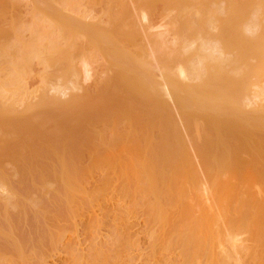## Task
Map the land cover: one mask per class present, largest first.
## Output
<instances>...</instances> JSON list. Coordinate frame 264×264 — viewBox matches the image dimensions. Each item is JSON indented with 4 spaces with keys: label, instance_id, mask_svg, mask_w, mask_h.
Listing matches in <instances>:
<instances>
[{
    "label": "rangeland",
    "instance_id": "1",
    "mask_svg": "<svg viewBox=\"0 0 264 264\" xmlns=\"http://www.w3.org/2000/svg\"><path fill=\"white\" fill-rule=\"evenodd\" d=\"M149 1H151V2H148L147 0L146 1L145 0H113V2H112V0H45V1L44 0H2L0 2V19H1L0 20V28H4L5 32H6V30H8L7 31L8 33H6V34L4 33L5 34L4 37H3L4 34H0L3 37L2 38L0 36V38H2V39H0V41H1L0 44H2L1 47L5 44L2 48L0 47L2 49V50L0 49V51H3L2 53L1 52L0 53L2 55H3V53L5 54V56H2L0 54V62L4 60L2 63H0V108H2V109H0V111L2 113V111L5 112L8 109V111L12 110L11 112L13 115H14L13 112H15L17 114H19L21 112L24 114V111H26L25 110L26 107H28V110L30 108H32V111L33 110L35 111L36 109L37 110L39 109V107H38V104H39L40 109H41L42 107L40 104L41 103L40 100L44 104L45 101L50 103L56 99V101H58L57 103H59L58 105H60V103L66 104L67 101L69 102V100H67V99L70 98V96H72V97L81 96V97H78V99L79 98H81V99L86 98L85 100H87V97H91V94H88L90 96L86 95L87 92L91 93V92H94L93 90H97V88L100 87V84L103 83L104 80H106V81L108 80L111 83L119 84V87L121 86L123 89L128 90V91L138 92L140 90H146L147 93H145L144 94L145 97L144 96L143 97L146 98V100H150L153 98V96H155V97L157 96L156 99L158 101L160 110L163 111V113L165 115L170 116L171 123L174 125L175 130L178 134V137L180 138V139L178 138L179 139V145L178 144L177 145L179 147L178 146L177 147L179 148V152H181V153L183 152V158H181V159H183L184 162H188V164L190 163L189 166L192 167L191 170L195 171V174L198 178V182H199L198 188H199V191L201 192L202 206L203 207L204 206L210 207L209 208L210 212L214 213L216 210V205L213 203L214 199L212 198L213 195L211 194V188L213 187L211 185H213L214 183H212V180H210L211 178L208 176L209 173H206L207 170L205 169V167H206V166H204L205 164H203L204 161L202 159V155L201 156L199 155V154H201L202 149H200L201 152L199 153V150H198L199 148L197 147V146H201L204 143V142L202 143V141H200L201 140L200 138H202L204 136L203 135L204 133H202V132H201L202 133L201 136L202 135L203 136L202 137L199 136L200 135L199 132L204 131L200 127L203 128L202 125H203L204 121H209L212 124H219V123L225 122V121L235 122L237 124H240L241 126H243L244 128H246L248 130L251 128H254L252 126L253 124H254V126L258 125V126H256L257 128L260 127V124H263L261 128L264 127V70H262L264 66L262 64L263 62L261 61L263 56L260 58V61H259L258 56H260L261 54H257V57H255L256 53H258V52L254 53L255 54L254 55L251 53V51H250L251 49L249 50L248 55L251 53L256 58V60H258V63L260 62V66L258 64V66L260 68L257 67L255 69V66H257V65H255L256 64L255 61L253 62V66H251L252 65L251 62L255 59H252L250 57V55H249L250 58L247 57L248 56L247 54H246L247 56L244 55L245 58H248V60L250 59L249 62L247 61L248 62V64H247L245 61L246 59H244L243 56H240L241 53H239V55L237 54L238 52L241 51V47H243L242 41L241 42L238 41L240 39L243 40V37L241 38V34H242V36L244 34V38H245L244 40H246V38L248 40V37H249V39L252 37V40H250V42L253 41L252 45H254L253 43H257V41H258L259 46L258 45L257 46L260 48V45L262 44V43H260V41L263 40L261 37L263 35L262 30H264V28H263L264 24H262V23H264V12L261 13L262 9L260 10L256 7L258 5V3L254 2L255 4H257V5H255L253 2H250L251 0L250 1L247 0L249 4L252 3L254 5V6H250V10L252 8L256 7L254 9H252L253 11H251V12L248 8V12H249L250 16L252 15V12H254L253 13L254 17L252 16L253 19H250V16L248 17L249 14L246 15L248 12L245 14V12L247 10L246 11L240 10L238 12V10H239L238 6L236 7V5L241 4L240 2L237 3L238 1H241L242 2L241 5H243L246 2V0H238V1L235 0L236 1V4H235L236 8L235 9L238 12V16H239V14L240 15L243 14V12H244L243 16L246 15L244 18L242 17V19L240 16H239L240 18L238 16H236L237 15L235 13L236 11L232 13V16L230 14V12H232L230 10V8L234 9L231 6L232 4H234L233 0L232 1L230 0V3H228L229 2L228 0H222L223 1L222 3H224L223 5H222V3L218 4V0H214V1L213 0H209V1L206 0V2H207L206 4L204 3L205 0L204 1L201 0L202 1L201 4H204L205 6L200 5V1H198L199 2L198 3L196 0H194V2H193V0H185L186 2L184 1V3H187V2L192 3L191 6L187 7L188 5H190L188 3V4H186L187 6H185L187 8L184 7L187 10V13L188 12H191L192 14L195 13L196 8H198L199 5L201 7L203 6L201 8L202 10H204L205 8L207 9L209 7L208 4H211L212 2H214V4L212 3V6L210 5V7H212L213 10L215 7H219L220 10H222L221 8H223V10H222L223 12L224 11L228 12V13H225V12L223 13L219 9H217L218 11H216V12L217 13L219 12V14L218 15L213 14L212 19L209 18V15L205 16L208 14V13H205L206 10L204 12H202V14H203L202 18H204V16L208 17L210 20H213L215 23L217 20H219L216 17H218L221 13L222 14L219 16L220 19H221V17L223 19L225 16V17H228V20L233 21V18L229 19V16H231V17L235 16L234 19L237 18L239 20L241 19L240 21H242V22H240L237 20L241 24L235 22V20L233 21V23H236V25L235 24L234 25L237 28L235 26H232L233 25L232 21L227 22V23H232L231 25L229 24L227 26L224 23L225 21L221 22L222 24L224 23V25H225V26H222L223 30H222V33H220L223 35V36L220 35V36H222V38L223 37H224V39H225V37L227 38V36L229 35L228 32L229 33L234 32V34H237V32H238V34H239V35H237L240 38L238 40L233 39L234 37L238 38L237 36H234L232 38V36H230L231 35L230 34L229 37H231V38H229L227 40L230 41V39H232L235 41H233V42L228 41V45L226 44V40L223 41L224 44H223V42H221L222 39H220V36H218L219 31H221V29H220L221 27L219 28L217 23H216L217 28L215 27V29H214V27H212L214 25L210 26L212 28L208 27L210 31L206 30V28H205L206 24H204V28H203V32H202L204 34V36H203V34H201V35L204 38L206 37L205 39L208 40V42H207L208 44L211 43L212 46L213 45H217V46L219 45L218 46L219 48L216 46H213V48H212L213 50H211V48L208 50V49H206L207 48L206 46L208 44L206 43V40H203L206 43L205 46H204V42L202 43V45L204 47H206L203 49V50H205L203 52L207 53V55H205V56H207V58H208V55L210 56V54L208 52L210 51V52H212L211 54L214 56L217 54L218 57H216V56L215 57H216V59L218 58L219 61L221 60V58H223L222 60H224L225 62L222 61L221 65H220L221 67L220 66L218 67L220 69L219 75H221V74L224 75L227 72L229 74V77H230V75H232V77L229 78L226 75H224V76L221 75V77H223V78H220V76H219L220 79L219 78L217 79V77H216V79L213 80L214 82L212 81V84H213L212 87L213 86L214 87L213 88L211 87V88L213 89V91H211L207 94H200V93H195L193 91V86L196 85V83L199 81V80H197V77H195L196 71H195V73H192L193 76H192V74H190L189 71H188L189 73L186 72V74L188 76L185 74V71H184V74L182 73L183 75L175 73L182 66L183 67H189L190 66L189 60L191 59V57H192L191 60H194L193 58L196 55L191 54V56H190L189 53H194L193 50L196 49L195 46L197 44H195L193 48H191L192 46L190 47V45H191V43L193 45L194 43H197V42H194V43H193V41L190 42L191 41L190 39L193 37L192 40H194V39L196 40V38L194 36H192V34L190 37L189 33L187 34V36H186V34H184V36H185L184 37L183 34L179 33L180 30L177 31L176 29H174L176 25L178 26L177 27L178 29H181L183 27H180V26H182L184 24L181 25V23H180V26H179V23H178L179 20L176 21V19L173 17V15L175 13H176V15H175V17H176L177 13L179 14V12L177 11L178 9L176 10L177 6H175L173 3H171V1H169V0H149ZM219 1H221V0H219ZM146 3H148L147 4L148 6L146 5ZM193 3H194V5H193ZM196 3H198V4H196ZM226 3L229 6H227ZM195 5H196V7H195ZM240 6H239V8H240ZM191 7L194 9H192ZM224 7L227 9H225ZM258 7L260 8L259 5H258ZM189 8H191V9H189ZM173 9H175V10L173 11ZM241 9H243V8L241 7ZM255 9L260 10V14L258 13L259 15L257 14L256 11H254ZM175 11H177V12H175ZM2 12H3V14H2ZM206 12H208V11H206ZM115 13H116V15H113ZM122 13H123V17L125 16L124 19L127 20L125 22V24L127 23V25L129 24V26L132 27L131 31L133 32L132 35L134 37H132V35H131V38L137 40V41H134V43L137 45V46L135 45L136 47L130 46L133 43V42L131 43V40H129V42H127V44L125 43L126 42L125 38H124L125 44L121 40V38L123 39L122 33L124 31H126L127 28L126 29L122 28L121 29L122 31L120 29H118L119 27L116 28V26H117L115 23V22H117L116 17L119 14L122 15ZM192 14H190V15H192ZM223 14H225V15H223ZM261 14H263V15H261ZM194 16L192 18H194ZM197 16L199 17L200 15L197 14ZM198 17L196 19H198ZM255 17H257L256 18L257 20L255 19ZM172 18L175 20V22L173 21ZM176 18H178V17H176ZM128 19L129 20L131 19V20L129 21ZM209 19H208V21H209ZM224 19H227V18H224ZM183 20H185V19H183ZM245 20H246V22H243ZM252 20L253 21L255 20L254 23ZM171 21H173V22H171ZM213 21H211L210 23L212 24ZM248 21L250 23H248ZM260 21L262 23H260ZM119 22H120V20H119ZM130 22H132V23H130ZM170 22L172 24L174 23L175 26H172V24ZM218 22H220V21H218ZM245 23H247L248 25H246ZM131 24L132 25L134 24V26H132ZM169 24H171V25H169ZM238 24H240V25H238ZM250 24H251V26H249ZM219 25L221 26V24H219ZM241 25H243L244 31L242 30L243 28H241ZM244 25H246V26H244ZM254 25H256V26H254ZM261 25H262V27H259ZM114 26H115V28H114ZM185 26H187V25H185ZM226 27H229V28H226ZM230 27L231 28L233 27L236 30H234L233 28L231 29ZM224 28H226V29H224ZM246 28L248 29L249 32H247ZM255 28H256V31L254 32L253 30H255ZM257 28L259 29L258 32L261 31V33H262V34L260 33L261 37L257 32ZM4 29H2L3 32H4ZM116 29H118L120 32ZM249 29L251 30V32ZM212 30H215L214 32L217 33L216 34L217 36L214 34V32ZM116 31H118V32H116ZM175 31H177V32H175ZM180 32H182V31H180ZM209 32H210L211 36L209 35ZM224 32H225V34H224ZM239 32H241V33H239ZM178 33L181 34V36L178 35ZM184 33H187V32H184ZM234 34H232V35H234ZM208 35H209V38H208ZM202 36H201V38H202ZM175 37H177V38H175ZM180 37H182L181 40H180ZM185 38H187L186 41L187 40H189V41L186 42ZM211 38H213V40ZM258 38H260V39H258ZM263 38H264V36H263ZM94 39H95V41H94ZM177 39H178V42L176 41ZM183 39L186 43H184ZM209 39L212 40L213 43ZM215 39H217V40H215ZM255 39H257V41L254 42ZM236 40L239 43H241L240 47H239V43ZM247 40L244 42L245 45H246ZM97 41H98V43H97ZM121 41L124 45L120 43ZM181 41H183V42L181 43ZM99 42H101V44ZM106 42H107V45H106ZM116 42H117V44H116ZM7 43H8V45H7ZM232 43H234V44H232ZM13 44L15 45V47L16 46L19 47V51L15 50L18 52L17 53L18 57H20V59L25 57L26 61H28L26 63L27 64L31 63L30 65L28 64V66H27V64L25 65L27 68L22 67L21 65H18L19 60L16 59L17 54L14 55L16 52L15 51L12 52L13 48H15ZM109 44H111V45L109 46ZM113 44L115 47L113 46ZM174 44H175V46H174ZM184 44H185L186 48H184V46H182ZM188 44H190V45H188ZM211 44L208 46H211ZM222 44L224 45V47ZM100 45H103L104 47L101 48ZM140 45L145 48L144 49L145 52L142 49V47H140L141 49L139 48ZM225 45L227 47H225ZM230 45H233L232 46L233 50H232V48L230 49V47H229V49H227L228 46H230ZM249 45H247L248 49H249ZM176 46L177 47H183V48H177L176 49ZM17 47L15 49H17ZM31 47H32L34 52L31 51L32 50ZM72 47L73 48L75 47L74 51H76L77 54H73L74 51L72 50ZM137 47L140 50L136 49ZM187 47L189 50H187ZM215 47H216V50H215ZM258 47L255 46V48H257L256 51H259L261 49V48L259 49ZM224 48H225V50H224ZM101 49H103V50H101ZM182 49L187 50V51L183 52ZM217 49H219V50H217ZM252 49H253V47H252ZM37 50L39 52H42V53L39 54V52ZM67 50L68 51L70 50V51L68 52ZM136 50L141 51L142 55L139 56V53L138 52L136 53ZM190 50H192V51H190ZM30 51H31V54L29 53ZM43 51L44 52L46 51L45 54ZM61 51L66 52L64 56H66V54H68V53L70 54V52L72 53V51H73L72 55L76 56V58H75V56L74 57L71 56V59L72 58L74 59V60H72L73 64H71V65L78 72L77 77L75 79L76 81H71V82L68 81V83H67L68 85H65V83L67 82L65 79H63L62 77H59V75L60 76L62 75L61 70H63V68L66 64L65 61L67 60V59L64 60L62 66H60V63H62L61 60L64 59V58H62L63 52L61 53ZM236 51H238V52H236ZM247 51L248 50L246 49V51L244 50V53L243 52L242 53L245 54V52H247ZM175 52H177V53H175ZM10 53H12V54H10ZM34 53H38V54H34ZM144 53H146V55H147L146 57H145ZM226 53L228 54L227 56H226ZM22 54L24 57H22ZM53 54H55L54 57L56 56V59L53 57ZM57 54H58V57H57ZM172 54H173V57H172ZM178 54H179V56H178ZM201 54L203 55V53H201ZM111 55L113 57H111ZM133 55H135V56H133ZM174 55H175V57H174ZM183 55H185V57L187 55H189V56H187L188 59L185 60L184 63L182 62V60H184V58H185V57H183ZM234 55H236L235 58H234ZM262 55H264V54L262 53ZM12 56H14V57H12ZM28 56L30 57V59ZM176 56H177V58H176ZM166 57H170V58H166ZM226 57H228V58L230 57L229 60H227ZM238 57L239 58L242 57V61L244 59L245 66L243 65L244 63L241 61L242 65L238 67V63H240ZM41 58H43V59L45 58V59L44 60L42 59L43 61H41ZM163 58H164V60H163ZM179 58H180V60L183 58L180 61L182 63L177 62V61H179ZM198 58L199 57L196 56L195 61ZM231 58H233L235 61ZM236 58H238V59H236ZM170 59H171V61H170ZM173 59H174V61H173ZM202 59H204V58H202ZM10 60L13 62H11ZM48 60L50 63L48 62ZM55 60H57V61H55ZM207 60H205V62H203L201 60V62H202L201 65L205 66V68H206L205 63L207 64V62H209V60L208 61ZM226 60L227 61H233L234 65L237 63V60H238V63L236 64V69H237V67L239 69L233 70V68H232L233 63L229 64L230 66L227 65L228 67L226 65H223L224 63H226ZM40 61H41V63H40ZM198 61L199 60H197L196 62H198ZM42 62H45V63H42ZM58 62H60V63H58ZM186 62H187V65H185ZM193 62L194 61H192L191 63H193ZM8 63H13V64H8ZM48 63H49V65H48ZM137 63H139V65ZM167 63L170 66L166 65ZM228 63L229 62H227V64ZM143 64H144V66H143ZM171 64H173V65H171ZM198 64H200V63H198ZM193 65L197 66V68H198L197 63H193ZM201 65H199V66H201ZM134 66H136V67H134ZM194 66H190L189 70H192V68L195 69L196 67H194ZM249 66H251V67H249ZM20 67L23 69H21ZM242 67L245 69H242ZM246 67H247V69H246ZM134 68H135L136 73H138V74L134 73L135 72V71H133ZM138 68H139V70H138ZM141 68H143V69H141ZM205 68L203 67L201 69V72L203 71V69L205 70L204 72H206ZM229 68H231V69H229ZM234 68H235V66H234ZM20 69L23 71L20 72ZM228 69L233 71V72L230 73L231 71L229 72ZM241 69L248 71L247 72L248 74H246V76H248V77L243 78V76H242L243 80L245 82H247L248 84L243 83L244 85H246V87L243 88L244 85L242 84V87H240V90H241L240 91V90H237V87L239 89V86L241 85V83H240V85L238 84L239 80H241V79L238 80V78H241V77H239V75L236 74L237 73L236 71L239 70L240 75L242 74V75H244V77H245L244 73L246 72V71L242 72ZM58 70H60V72ZM140 70L144 71V72L143 71L141 72L143 75L140 73ZM56 72H58V73H56ZM204 72H202V74L205 75ZM144 73H146L147 75ZM148 73L150 74V76L148 75ZM233 73L238 75V78H237L238 82L235 81V84L233 86L227 87L229 84H233L230 82L231 80H229V79H233L232 81H234L236 79V75H234ZM169 75H170V80L167 79L169 77ZM180 75H182V76H180ZM52 76H56L55 77L56 79ZM141 76L142 77L144 76V78H142ZM149 77H151V78H149ZM226 77H227V79H226ZM57 78H60L61 80H63L62 81L63 84L61 83V80H59ZM146 79L148 82L146 81ZM222 79H224V80H222ZM64 80H65V82H64ZM155 81L157 82V85L159 84L158 85L159 87H156ZM218 81H220V82H218ZM222 81L223 82L225 81V84H226V82H229V83H227V86H226L224 83H222ZM217 82L219 84L222 83L221 84L222 88L224 87L222 85H225L224 89L226 88V90H222L219 87L220 85L217 84ZM236 82H237V84H236ZM58 83L60 85H58ZM169 83H170V85H168ZM214 83H215V85H214ZM197 84H199V83H197ZM154 85H155L154 91L158 90L160 92L156 91L157 92L156 95L155 94L150 95L149 92H152V89H153L152 86H154ZM187 85H189V86H187ZM216 85H218V86H216ZM237 85H239V86H237ZM59 86H61V87H59ZM62 86H63V88H62ZM169 86L173 87L174 91H173V88L171 89ZM64 87H66V88H64ZM216 87L217 88L219 87V89H221V90H217ZM101 88H102V86L99 89H101ZM214 88H216V90ZM227 88H233L234 91L231 89H227ZM149 89L151 91H149ZM229 90H231L232 92H230ZM217 91H219L218 92L219 95H212V94H217ZM220 91H225V92L228 91V93H230V94H227V95H231V97L233 99L235 98V101L238 103H232V102L230 103V101L226 100L225 97H223V92L220 93ZM97 92H98V90L96 91V93ZM193 92H194L195 96H194ZM235 92H237V94ZM160 93L162 94V96H159ZM175 93L178 94V96L176 95V97H175ZM232 93L234 96L232 95ZM188 95H189V97H191V96L192 97L188 98ZM52 96H54L55 98ZM77 97L75 98V100L77 99ZM91 98H89V100ZM113 98L111 99L112 100L111 102L108 100L110 103H108V101H107V104H108V107H106L107 109L112 108V107H109L110 105L114 107L116 104V106L114 107V108H116L120 104V102L118 101L119 104L117 105V103L115 102V101H117V98L115 97L116 100H115V98L114 99ZM70 99L72 100V98H70ZM78 99H77L78 103L81 102V101H79L81 99H79V100ZM83 100L84 99H82V102H84ZM212 100H214V101H212ZM62 101H65L66 103L65 102L63 103ZM73 101H74V99H73ZM88 101H86V102H88ZM194 101L203 102L202 106L204 105V107L207 106V105H205L206 102L209 103L208 101H210L209 109L212 108L213 110L216 109L217 111L216 110L213 111L210 109L212 111L211 112L208 108L207 109L201 108L200 103H198L199 107H197L198 104H196V102H194ZM217 101H219V102H217ZM221 101H222V103H220ZM55 102L53 103V106H54ZM178 102H180V103L183 102L184 104L181 103V105H183V106L179 105L180 103H178ZM191 102H192V104H191ZM49 103L45 104V105H47L45 108H48V107L51 108L50 106H52V104L49 105ZM84 103H81V104L83 105ZM111 103H113V104H111ZM223 103L226 105H224ZM229 103L232 106L229 105ZM77 104H76V107L80 103L78 105ZM211 104H212V106H211ZM213 104H215V105L213 106ZM32 105H33V107L34 106L35 107L34 108L30 107ZM58 105L54 106L55 109L57 108L56 106H58ZM233 105L237 106V107H234ZM36 106L38 108H36ZM53 106H52V108H53ZM73 106H75V104ZM179 106L184 107V109L183 108L181 109V107H179ZM227 106L229 107L228 112L229 113L231 112L229 116H228L229 113L227 112V110H226V112L228 114L227 113L225 114L224 113L225 110H224V112L222 110V109H227ZM230 106H231V108H230ZM83 107H85V106H83ZM195 107L197 109L199 108L198 110H200L201 112H198V110ZM3 108L5 109V111ZM79 108L81 109L82 107H79ZM188 108H191V109H188ZM200 108L203 109V111ZM232 108L234 109L233 112H235V113L232 112V110H233ZM82 109L78 110V111H80V112L82 111L81 113L86 114V116L89 113H92L89 111H88L89 112L88 113L86 108H84L85 111ZM205 109L207 111L204 112ZM230 109H232V110H230ZM218 110H222V111L220 112ZM8 111H7V113H9V114H7L5 112L4 116H2V117H4V119H2V117L0 116L1 117L0 119L3 120L4 123L8 122L7 120H8V118H10V116L12 117V119L18 118V116L16 118L17 114L14 117L13 115H10L11 112H8ZM32 111H30L29 113L26 111L28 113V114L27 113L26 114L29 115V114H31ZM74 111H77L75 107H74ZM190 111H193V113H191ZM33 112H32V115H34ZM55 112H60V111L55 110ZM94 112L95 111H93V114H94ZM216 113L221 114L223 118L221 117V115H218ZM26 114H24V115H26ZM239 114L243 118H241ZM89 115H91V114H89ZM21 116H23V115H21ZM12 119H9V123H10L9 125H11V126L13 125ZM241 119L243 120V124H242ZM249 119H251V120L249 121ZM189 120L190 121L192 120V121H194L195 124H197L198 128L196 125L191 126L192 130H194V128H195V130L198 129L196 132H194L190 129V126L187 123V121H189ZM260 121H261V123H260ZM3 122L2 121L0 122V123H2L1 126L4 125ZM121 123L124 125L126 124L124 122H121ZM6 124H5V126H6ZM81 125H83V126H81ZM81 125L78 124V126L75 127V124H73L74 129L71 130L72 134L70 133L71 136L75 137L74 140H72L73 142H71L72 146L76 143L74 147L71 146L74 150L77 149V141L79 140L80 137H82L83 140H85V139H87V137H89L88 136L89 132L86 131L87 132V134H86L87 137H86V135H85L86 132H84L85 130L83 131V129H82V127H84L86 129L87 126L85 127L84 124H81ZM244 125H246V126H244ZM1 126H0V128L2 129V131L0 129V131H1L0 133H2V134L0 135V138L2 137V135L5 134L4 137L2 138V141L4 140V138L7 140H9L8 138H12L11 137L12 135H10L12 133H13V135L14 134L17 135V137L15 135V136H13V139H10L11 142L5 141V143H4L5 145H7L6 143H9V142L11 143L10 145H12V142H14V141H16V142H14V144L15 143L18 144V142H20V140L18 141V139H19V137H21L19 135H22V134H20L21 132H18L16 129H14L15 130V133H14V130L10 129L12 131V133H11V131H9L10 137H8V135H6V134H8V132L4 133L3 128ZM70 126L72 127V125H70ZM121 126L122 125H119L118 126L119 128L117 127L116 129L117 130L121 129L122 131H126L125 128L127 129V126L126 127L124 126L123 127L124 129H122ZM250 126H252V127L250 128ZM6 127H8V126H6ZM100 127H102V126H100ZM9 128L10 127L5 128V129L9 130ZM129 128H130V126L128 124V129ZM68 129H70V128H68ZM68 129L66 131L67 136L69 135ZM108 129L109 128L104 129V133L106 131V136H105L106 138L104 137L102 139L112 141V140L108 139L110 137H111V139L113 138L112 136L114 133L110 132L111 129L114 132H118V131L114 130L115 127L110 128L109 130ZM121 130H119V131H121ZM102 131H103V127L101 128V133H100L101 136H102ZM128 131H127V134H128ZM133 131H130L129 134H133V136L135 137L137 132L134 135V133H132ZM193 133H196V134L193 135ZM24 134L25 133H23V135ZM64 134H65V132H64ZM115 134H117V133H115ZM115 134H114V137H116ZM124 134H126V133H124ZM124 134L122 132V137L125 136ZM137 134H139V133H137ZM83 135H85V136H83ZM194 136L196 137V139L198 138L197 140H199V142L201 144L195 139ZM50 137L52 139L51 135H50ZM50 137H49V139H50ZM14 138H16V139L14 140ZM82 138H80V140ZM132 139H134V138H132ZM32 140L37 141L34 138H32ZM120 140H121V138L119 140H117V138L115 139V141H117V142H120ZM124 140H125V137H124ZM204 140H205V138H204ZM2 141H0V142H2ZM53 141H54V138H53ZM130 141H132V140H129L128 142H130ZM180 141H181V143H180ZM55 142L56 141H54V143ZM195 142L198 143V145ZM14 144L11 146L12 148L16 147ZM31 144L32 145L34 144L36 147L39 146L37 142L36 143L31 142ZM71 144H70V140H69V142H68L69 147ZM1 145H2V143L0 144V148H2ZM5 145H4V147H5ZM35 146H32V147H35ZM181 146L184 149H182ZM6 147L4 149L3 148L0 149L1 152L4 151L3 155H5L7 150L12 149L11 147L10 148L8 147V149L6 150ZM69 147L67 148V146H66L67 149H69ZM38 149H39V147H38ZM74 150L72 152H74ZM8 152H10V151H7V153ZM181 153H180V156L182 155ZM24 154L27 155L28 153L25 152ZM6 156H8V155H5V157ZM29 157L30 156L28 154V157H27L28 159H25V160H29ZM4 158H0L1 159L0 162L4 165V167L1 165L3 168L0 166V169L2 168L0 170V200H1L0 203L2 202L0 205L3 206V208L0 207V264H102L103 262L101 261V259H103V261H104V258H105L104 255L106 254V252H107V255L111 254V255H109V257H111L113 254L112 260L109 259V257L106 258V259L111 260V262L108 260L109 262H107V264H111V263L112 264H153V263L154 264H159V263L164 264L165 263V261H164V263L162 262L161 259H163V258H161V256L158 257V255H157L158 252L154 253V251H153V247L155 245V240L161 232L162 224L159 222L158 223L155 222V223H157V224H155L154 222H152L150 220L149 215H147V214H149V212L147 210L148 207H146V206H148L147 202H149V200L151 201L153 197L149 196L148 194L146 195V193H144L145 191L143 192L142 187H141V189L139 187V188H137L139 190H136V187H134L133 183H132V186L134 187V189L133 190L130 189V191H129L130 187L128 188V186H129L128 185L127 186L128 191H129L128 192L129 194H128L127 192H125L127 188H126V186H123V184L124 185H125V183L127 184V182L129 180H126V181L121 180V178H124V177H122V175H121V178L118 176L120 178L118 182L121 181L123 183V181H125V183H123L121 186V189L123 187V189L125 191L123 189L121 190L120 189L121 182L119 184L116 181V179L118 180L117 174H114L111 172H110L111 174L108 173L109 169H105V167H104V170H106L107 173L105 171L104 172L101 171L102 169H100L101 173L98 172L99 171L98 169L96 170L98 173L95 170H93V172H91L90 175L88 173L86 175L83 173L84 176L82 174V178L80 177L81 175L78 176L81 179H79V181H78L79 188L77 189V192L75 191L77 194H80L81 197L84 196L83 199H81V197H79L77 194L73 193L76 196V197L74 196V198L76 200H78L79 198L81 199V200L80 199L78 200L79 201L78 205H80V203H82V202H83L82 204H84L85 201L90 202L93 198H91L89 200L88 196L92 195L91 193L93 190H95V193L97 192V194H99V196H97L96 200L93 199L94 202L92 200V204L89 203L91 205H88V208L86 205V210H84L85 206H83V208L79 206L80 208H78L77 204L75 206H77L78 209L76 207L75 208L74 207L68 208L69 210L70 209L72 210V211L71 210L69 211V212H71L70 213L71 215H69V213L67 211L68 209H64L67 207H63V206H65V205H63L65 202L62 200L64 198H62V194L58 193L60 191L62 192V189L60 186L63 182L62 183L57 182V181L55 182L52 180V182H54V184L53 183L51 184V181H50V183H48L50 186L48 184H47L48 186H45L44 183H42L44 180L42 181L41 179L38 178L39 180H41L40 181L41 184L38 185V183H36L38 181V179L36 178L37 179V181L35 182L36 184H35V186H33L34 182L32 181L33 180L32 179L33 175L31 176L32 172L31 173L25 172L26 174L28 173V175L30 176V177H27L28 178L27 181L25 180L26 176L24 177L23 173L20 174L18 172L20 169H22V167L24 166V163L26 161H23V164L21 162L20 163L21 168H19V166H17L16 162H13V160L9 156H8V159H11V160H7L6 158L5 159ZM246 158H247V156H246ZM85 159H86V157L83 159V161H85ZM53 160L49 161L47 159L46 160L43 159V161L42 160H40V161L42 163L44 161H49V163H52V162H54ZM87 160H90V159H87ZM87 160H86V162L88 163ZM10 161H12V162H10ZM70 161H67L68 165H70L69 164ZM79 161H81V160H79ZM19 162H17V163H19ZM32 162L36 163V160L35 161L31 160L29 163L32 164ZM71 162H73V161H71ZM74 162L76 163L77 161L75 160ZM13 163H15V164L11 165ZM26 163H28V162H26ZM45 163H47V162H45ZM45 163H43V164H45ZM54 163H56V162H54ZM79 163L80 162H78V164ZM32 165L31 166L26 165V166L31 167V170L33 168L37 167L36 166L37 164L34 165L35 167H33V168H32ZM68 165H66V167ZM73 166L77 167L78 165L76 163V165H72L71 168ZM79 167L81 168L82 166H79ZM84 167H85V164H84ZM16 168H19V170ZM71 168H69V169H71ZM13 170H18L16 173H19L20 175L17 174L18 175V177H17L16 173H14L15 171H13ZM3 171H5L6 174ZM10 172H12L13 178H11L12 176H11ZM113 172H115V171H113ZM116 173H117V171H116ZM7 174H9V176ZM14 174L16 175L15 178H14V176H15ZM107 174L108 175L110 174L109 176H112V177L110 178V180H108L109 182L107 181L108 183L106 182L107 184H105L106 186H104V187H106V189H107V187L109 186V188L107 190L104 188L101 189L98 184L101 182V180H104L107 177H109ZM105 175H107V177L104 178L103 176H105ZM114 175H115V177H113ZM19 176H20V178H19ZM207 176L210 179H208ZM17 178H19V180L21 178H24L22 181H24V180L26 181L25 182V184L27 183L26 188L29 185H31V187L36 189V192H35V190H32L33 188H31V187H28V188H30V190L27 189L25 191V189H26L25 186H24L25 189L23 188L24 183L23 182L21 183V180L18 181ZM30 178H31V180H30ZM102 178H104V179H102ZM50 179H53V178H51V175H50ZM107 179H109V178H107ZM125 179H127V178H125ZM77 180H78V178H77ZM31 181L33 182L32 184H30ZM45 181H47L46 178H45ZM113 182L115 184L116 183L119 184V186H117V189L115 188L116 186H114L115 184H113ZM130 183H131V181H130ZM42 184H43V186H42ZM143 184H144V182H143ZM17 185H19L18 189L16 187ZM39 186H40V188H39ZM97 186L100 189L97 188ZM132 186H131V188H133ZM255 186H256V189L258 192L254 189ZM260 186L261 185L257 186V184L253 186L254 192L256 191V195H259L257 193H259V191L261 189ZM43 187L45 189H43ZM62 187H63V185H62ZM113 187H114V190L116 189L115 190L116 192L113 190ZM251 187L252 186H250V188ZM259 187H260V189H259ZM14 188L16 190H14ZM57 189H58V191H57ZM20 190H21V194L19 193ZM23 190L25 192V196L23 194ZM101 190H102V192H101ZM118 190H120L121 192L123 191L122 193L125 192V195L119 193ZM51 191H52V193H55L56 197L58 196L57 198H55L57 201L56 200L54 201V196H53L54 194L52 195ZM131 191H133V192H131ZM141 191L143 193H141ZM98 192H100V193H98ZM260 192H262V191H260ZM26 193H27V195H26ZM57 193L59 195H57ZM87 194H90V195H87ZM119 194H121V195H119ZM126 194H128V195L126 196ZM261 194L259 195V197L264 196V195L261 196ZM26 196H28V197H26ZM102 196H103V198H102ZM147 196H149V197H147ZM58 199H61L64 203H62L59 200V202L61 203V204H59ZM5 200L6 201L8 200L7 202H10V203H11V201L13 202L11 207H10L9 203L5 204V202H6ZM76 200H74L75 203L77 202ZM3 201H5V202H3ZM14 203L16 204V206ZM207 203H208V205H207ZM28 204H30L32 206H30V205L28 206ZM71 204L74 205V203H71ZM144 204H145V206H144ZM6 207H7V209H6ZM24 208H26V210ZM19 209L22 211H20ZM34 210H36V212ZM74 210L78 211V212H74ZM23 211H24V213H23ZM25 211H27V212H25ZM4 212L8 213V215L10 217L7 214L5 215ZM28 212H30V213H28ZM33 212H35V213H33ZM66 212L68 214H66ZM146 212H148V213L145 214ZM170 212H172L170 214L175 213V211H173V210H170ZM19 213L20 214L22 213V215H20ZM25 213H27V215ZM39 213L42 215H39ZM17 214H19V215H17ZM34 214H36V215H34ZM72 214H73V216H72ZM37 215L39 216V218L36 217ZM195 215L198 216L199 212H196ZM17 216H18V218H19V216H20V218H22L21 220L19 218V222H18ZM23 216L26 218H23ZM68 216H71V217L68 218ZM168 216H169V214H168ZM118 218L120 221L118 220ZM169 218H170V216L168 217V221H169ZM21 221H22L23 225L20 223ZM11 222H12V225H11ZM96 222L98 225L96 224ZM170 222H171V219H170ZM18 223H20L21 225ZM166 227H168V225L165 226V228ZM95 228H96V230H95ZM48 229L50 232L47 231ZM51 231H53V235H52ZM37 232L39 234H37ZM42 232H44L43 234H44L45 238H42L40 236V234ZM61 232H64V233H61ZM248 234L249 233H243V235L241 234V235L236 236V238L237 237L239 238V239L237 238V241H236V242H238L237 244L239 246L240 245L242 246V247H239L237 245L238 248L240 249L239 252L241 253V255L239 254L240 256L238 255L240 257V259L238 257L239 264H248L249 263V262H247V260H249L248 257H250V255L247 256V254L249 253L248 252L249 249L247 251L246 247L251 248L253 242L251 241V239H252L251 236ZM38 235L43 239V241L40 237H38ZM49 235H52V236H49ZM58 236H59V238H58ZM248 236L250 237V239L248 238ZM36 237H37L36 242L37 243L40 242L39 243L40 245L35 242ZM52 237H54V239ZM49 238H52V240L50 239L52 242H50ZM56 238H58L59 240H57ZM55 239H56V241H55ZM120 241L123 242V244L121 243L122 245L125 244L124 247L121 246V244L119 243ZM41 242H42V244H41ZM120 246L123 249L119 248ZM217 248H216V250H218ZM243 248H245L246 250H244ZM94 250H96V251H94ZM98 250L99 251L101 250L102 254L104 251L105 252L103 255L102 254L99 255L100 252ZM108 250H109V252H110V250L115 251V252L109 253ZM175 250L176 249H172V251L170 250L171 251L170 254H172V252ZM97 251H98V253H96V254H98V255H94L95 252H97ZM176 251L172 255H170L171 259L168 258V260L169 259L172 260L171 264H180L181 263V262L178 263V261H180L181 258L178 259L180 256H179V254H177L178 251H177V253H176ZM91 253H94V254H91ZM165 253H163V254H165ZM167 253L162 257H164V258L169 257L168 256L169 254L167 255ZM175 253L177 254V256H175L176 255ZM115 254L118 256H116ZM163 254H161V255H163ZM91 255H93V256H91ZM107 255H105V256H107ZM148 255H150V256H148ZM155 255H156V257L160 258L161 261H159L158 258L155 257ZM95 256H97V257L101 256V259H100V257L97 259V257H95ZM102 256H103V258H102ZM152 256H154V257H152ZM171 256H173V257H171ZM94 257L97 260L91 259ZM114 257L116 258V260ZM176 257H178V258L176 259ZM174 258H175V260H174ZM156 259H157V261L155 262ZM104 262H106V261H104ZM167 262H166V264H167Z\"/></svg>",
    "mask_w": 264,
    "mask_h": 264
},
{
    "label": "bare ground",
    "instance_id": "2",
    "mask_svg": "<svg viewBox=\"0 0 264 264\" xmlns=\"http://www.w3.org/2000/svg\"><path fill=\"white\" fill-rule=\"evenodd\" d=\"M2 1V0H1ZM0 1V2H1ZM45 1V0H44ZM146 1V0H145ZM148 2H151V1H149V0H147ZM169 1H171V3H173L175 6H177V8H176V10L179 12V14L177 13V16L176 17H178V18H176L175 17V15H176V13L173 15V17L176 19V21L177 20H179V26H180V23H181V25L182 24H184V25H182V26H180V27H183V28H181V29H178L177 27V25L175 26L174 25V23L172 24L171 22H175V20L173 19V21H171L170 23L172 24V26H175V28L174 29H176L177 31H182V32H180L179 31V33H181V34H183V36H184V34H186V36H187V34L189 33L190 34V37H191V34H192V36H194L195 38H196V40L194 39V40H192L193 39V37L190 39L191 41L190 42H192L193 41V43L194 42H197V43H194L193 45H192V43H191V45L190 44H188V45H190V47L191 48H193L194 47V45L195 44H197L195 47H196V49H194L193 51H194V53H189V55L191 56V54H194V55H196V56H198L199 58L197 59V60H199L198 62H196L195 61V57L196 56H194V60H191L192 59V57H191V59L189 60L190 61V66H194L193 65V63H197V65H198V68H197V66H194V67H196L195 69L194 68H192V70H189L190 69V66L189 67H180V69H178L175 73H178V74H184V71H185V74H186V72H190V74H192V73H195V71H196V76L195 77H197V80H199L197 83H199V84H197L196 83V85H194L193 86V91L195 92V93H200V94H207V93H209V92H211V91H213V87H212V81L214 80V79H216V77H217V79L219 78V76H220V78H223V77H221V75H223V74H221V75H219V72H220V69L218 68L220 65H221V63H222V61H224V60H222L223 58H221V60L219 61V59L217 58L216 59V57H218L217 56V54L214 56V55H212L211 53L212 52H208L209 54H210V56L208 55V58H207V56H205V55H207V53H205V52H203V51H205V50H203L204 48H206V49H210L211 48V50H213L212 48H213V46H216V47H218L217 45H213L212 46V44H211V46H208V45H210V44H208L207 42H208V40L207 39H205L203 36H204V34L202 33L203 32V28H204V24H206L205 26V28H206V30H208V31H210L209 30V28L208 27H210L211 25H214V26H212V27H214V29H215V27L217 28V24H218V27L221 29V31H219V35L218 36H220V35H222V34H220V33H222V30H223V27L222 26H227V25H231L232 23H233V21L235 20V22H237V23H240V22H242V21H240L241 19H242V17L244 18L246 15H248L249 14V12H248V8H249V10H250V6H254L252 3H248V1L246 0V2L243 4V5H241L242 4V2L241 1H238L237 3H241V4H239V5H236V7L238 6V12L241 10V11H246L245 12V16H243V14H244V12H243V14H239V16L241 17V19L239 20V19H234V17L235 16H233V17H231L232 16V13L233 12H235L236 11V7H235V4H236V1L235 0H233L234 2V4H232L231 6L234 8V9H231L230 8V10L232 11V12H230V14H231V16H229V19L230 18H233V21L232 20H228V17H225L224 16V18H227V19H222V17H221V19H220V15L222 14H220L218 17H216L217 19H219V20H215L216 21V23L213 21V20H210V19H212V17H213V14H215V15H218L219 14V12L217 13L216 11H218L217 9H219L220 10V8L219 7H215L214 8V10H213V8L212 7H210V5L212 6V3L214 4V2H212L211 4H208L209 5V7L206 9H204V10H202L201 8L203 7H201L200 5H204V4H201L202 3V1L201 0H196L197 2L198 1H200V7L198 6V8H196V12L195 13H191V12H188L187 13V10L185 9V8H187V7H189V6H191V2L189 3V2H187V3H184V1L185 0H169ZM204 1V0H203ZM209 1V0H208ZM214 1V0H213ZM229 2L228 3H230V0H228ZM232 1V0H231ZM250 1V0H249ZM37 2V1H36ZM108 2V1H107ZM112 2H113V0H112ZM186 2V1H185ZM193 2H194V0H193ZM223 1L221 0V1H219L218 0V4H221ZM227 2V1H226ZM250 2H255V3H258V5L260 6V8L258 7V5L257 4H255V5H257L256 7L258 8V9H262L261 10V13L262 12H264V0H251ZM144 3V2H143ZM190 4V5H186V4ZM199 3V2H198ZM198 3H196V4H198ZM204 3L206 4L207 2H206V0L204 1ZM216 3V2H215ZM148 3H146V5H147ZM185 4V5H184ZM217 4V5H218ZM224 3H222V5H223ZM227 4V3H226ZM252 4V5H251ZM51 5V4H50ZM150 5V4H149ZM193 5H194V3H193ZM234 5V6H233ZM241 5V6H240ZM148 6V5H147ZM185 6H187V7H185ZM205 6V5H204ZM214 6V5H213ZM219 6V5H218ZM221 6V5H220ZM226 6V5H225ZM227 6H229L228 4H227ZM239 6H240V8H239ZM185 7V8H184ZM193 7V6H192ZM191 7V8H192ZM195 7H196V5H195ZM241 7L243 8V9H241ZM256 7H254V8H256ZM191 8H189V9H191ZM212 8V9H211ZM225 8V7H224ZM254 8H252V9H254ZM164 9V8H163ZM192 9H194V8H192ZM222 10H223V8H221ZM225 9H227V8H225ZM250 10V12L251 11H253V10ZM175 9H173V11H174ZM208 11V12H206V11ZM222 10H220L221 12H223ZM229 10V9H228ZM227 10V11H228ZM229 10V11H230ZM234 10V11H233ZM260 10H254V11H256L257 12V14L259 13L260 14ZM170 11V10H169ZM177 11H175V12H177ZM189 11V10H188ZM191 11V10H190ZM195 11V10H194ZM205 11V13H208L207 15H205V16H208L209 15V18L208 17H205L204 16V18H202V16H203V14H202V12H204ZM125 12V11H124ZM146 12V11H145ZM225 12V11H224ZM223 12V13H224ZM238 12L236 11L235 13L237 14L236 16H238ZM117 13V12H116ZM116 13L115 14H113V15H116ZM225 13H228V12H225ZM234 13V14H235ZM241 13V12H240ZM253 13L254 12H252V15L250 16V14L248 15V17L250 16V19H253V17H254V15H253ZM2 14H3V12H2ZM121 14V13H120ZM118 15L116 18H117V22H115L116 23V28H118V29H122V28H127V30L126 31H124L123 33H122V37H123V39L121 38V40L123 41V43H124V38L126 39V44H127V42H129V40H131V45L130 46H135L136 44L134 43V41H137L136 39H133V38H131V35L133 34V32L131 31V29H132V27L131 26H129V24L127 25V23L125 24V22L127 21L126 19H124V17H123V13H122V15ZM190 14H192L193 16H194V18H192L193 16L192 15H190ZM197 14L198 15H200L199 17L197 16ZM202 14V15H201ZM256 14V15H257ZM258 14V15H259ZM142 15V14H141ZM223 15H225V14H223ZM255 15V16H256ZM261 15H263V14H261ZM260 15V16H261ZM2 16V15H1ZM112 16V15H111ZM144 16V15H143ZM198 17V19H196L197 17ZM227 16V15H226ZM238 16V17H239ZM253 16V17H252ZM129 17V16H128ZM183 17V18H182ZM239 17V18H240ZM247 17V18H248ZM252 17V18H251ZM114 18V17H113ZM180 18V19H179ZM209 19V21H208V19ZM257 17H255V19H256ZM183 19H185V20H182ZM249 19V20H250ZM1 20V19H0ZM119 20H120V22H119ZM129 20V19H128ZM131 20V19H130ZM129 20V21H130ZM145 20V19H144ZM206 20V21H205ZM222 20V21H221ZM240 21V22H238V21ZM247 20V19H246ZM246 20L245 21H243V22H246ZM257 20V19H256ZM211 21H213V23L211 24L210 22ZM218 21H220V22H218ZM225 21V22H224ZM231 22L232 21V23H227V22ZM251 21V20H250ZM253 21V20H252ZM255 21V20H254ZM254 21H253V23H254ZM133 22V21H132ZM132 22H130V23H132ZM221 22H224L225 23V25H224V23L222 24ZM114 23V24H115ZM177 23V22H176ZM248 23H250L249 21H248ZM252 23V24H253ZM260 23H262L261 21H260ZM113 24V23H112ZM171 24H169V25H171ZM219 24H221V26L219 25ZM236 25V23H233V25L232 26H235ZM241 24V23H240ZM240 24H238V25H240ZM246 25H248L247 23H245ZM262 24H264V23H262ZM125 25V26H124ZM132 25V24H131ZM141 25V24H140ZM185 25H187V26H185ZM237 25V26H238ZM246 25H244V26H246ZM257 25V24H256ZM256 25H254V26H256ZM259 25V24H258ZM2 26V25H1ZM122 26V27H121ZM132 26H134V24L132 25ZM249 26H251V24L249 25ZM84 27V26H83ZM121 27V28H120ZM212 27H210V28H212ZM236 27V26H235ZM239 27V26H238ZM258 27V26H257ZM259 27H262V25L261 26H259ZM258 27V28H259ZM114 28H115V26H114ZM134 28V27H133ZM185 28V29H184ZM226 28H229V27H226ZM226 28H224V29H226ZM231 28V27H230ZM233 28V27H232ZM231 28V29H232ZM237 28V27H236ZM241 28H243V25H241ZM257 28V32H258V30L260 29H258ZM263 28H264V25H263ZM262 28V29H263ZM2 29H4V28H0V34H6V33H8L7 31L8 30H6V32H5V29H4V32H3V30ZM118 29H116V30H118ZM234 29V28H233ZM247 29V28H246ZM245 29V30H246ZM251 29V28H250ZM249 29V30H250ZM261 29V30H262ZM10 30V29H9ZM130 30V31H129ZM135 30V29H134ZM219 30V29H218ZM234 30H236V29H234ZM243 31H244V28L242 29ZM11 31V30H10ZM119 31V30H118ZM118 31H116V32H118ZM122 31V30H121ZM177 31H175V32H177ZM205 31V30H204ZM213 32L215 31V30H212ZM254 32L256 31V28H255V30H253ZM264 30H262V33H263V35H262V37H261V35H260V33H261V31L260 32H258V34L260 35V37L263 39V40H261L260 41V43H262L261 45H260V48L258 47L259 46V42L257 41V39H255L254 40V42L255 41H257V43H253L254 45H252V42L253 41H251L250 42V40H252V37L249 39V37H248V40H247V38H246V40H247V42H246V45H245V41L246 40H244L245 38H244V34H243V36H242V34H241V38L243 37V40H241L237 35H239L238 34V32H237V34H234V32L233 33H229L228 31V34L230 35V36H232V38L234 37V36H237L238 38H233V39H240V40H238V41H242V45H243V47H241V51L240 52H238V51H236V52H238L237 54L239 55V53H241L240 54V56H243V58L244 59H246L245 61H246V63L248 64V62H249V60H248V58H252V59H255V60H253L251 63H252V65L251 66H253V62L255 61V65H257V66H255V69L257 68V67H259L260 66V62L258 63V60L260 61V58L263 56V58L261 59V61L263 62L262 64H263V66H264V55H262V53L264 54V38H263V36H264V32H263ZM120 32V31H119ZM132 32V33H131ZM174 32V31H173ZM184 32H187V33H184ZM235 32V33H236ZM247 32H249L248 31V29H247ZM250 32H251V30H250ZM253 32V33H254ZM13 33V32H12ZM178 33V35H180L181 36V34H179ZM239 33H241V32H239ZM243 33V32H242ZM261 33V34H262ZM5 34L3 35V37L5 36ZM201 34H203V36L201 35ZM208 34V33H207ZM214 34L216 35L217 33H215L214 32ZM224 34H225V32H224ZM232 34H234V35H232ZM251 34V33H250ZM96 35V34H95ZM176 35V34H175ZM209 35H210V32H209ZM209 35H208V38H209ZM229 35L227 36V38L225 37V39H224V37L222 38V36H220V39H222V41L221 42H223V41H225L226 40V44L228 45V41L229 40H227V39H229V38H231V37H229ZM258 35V36H259ZM1 37H2V35H0ZM8 36V35H7ZM119 36V35H118ZM201 36H202V38H201ZM211 36V35H210ZM217 36V35H216ZM225 36V35H224ZM257 36V37H258ZM2 37V38H3ZM132 37H134L133 35H132ZM178 37V36H177ZM177 37H175V38H177ZM185 37V36H184ZM183 37V38H184ZM189 37V38H190ZM246 37V36H245ZM2 38H0V39H2ZM93 38V37H92ZM181 38L182 37H180V40H181ZM214 38V37H213ZM213 38H211L212 40H213ZM216 38V37H215ZM179 39V38H178ZM178 39L176 40L177 42H178ZM186 39L187 38H185V41H186ZM200 39V40H199ZM258 39H260V38H258ZM97 40V39H96ZM111 40V39H110ZM128 40V41H127ZM133 40V41H132ZM203 40H206V43L208 44L206 47H204L205 46V42L203 41ZM210 40V39H209ZM212 40H210V41H212ZM215 40H217V39H215ZM236 40V41H237ZM94 41H95V39H94ZM112 41V40H111ZM110 41V42H111ZM122 41L120 42L121 44H123L122 43ZM175 41V42H176ZM183 41H184V39H183ZM183 41H181V43L183 42ZM184 41V43H186L187 41H189V40H187L186 42ZM201 41V42H200ZM219 41V40H218ZM230 41L231 42H233V41H235V40H232V39H230ZM229 41V42H230ZM237 41V42H238ZM1 42V41H0ZM204 42V46L202 45V43ZM250 42V43H249ZM97 43H98V41H97ZM96 43V44H97ZM100 44H101V42H99ZM105 43V42H104ZM112 43V42H111ZM119 43V44H120ZM124 43V44H125ZM212 43H213V41H212ZM215 43V42H214ZM220 43V42H219ZM239 43V42H238ZM116 44H117V42H116ZM118 44V45H119ZM123 44V45H124ZM223 44H224V42H223ZM222 44V45H223ZM231 44V43H230ZM232 44H234V43H232ZM241 43H239V47L241 46L240 45ZM250 44V45H249ZM1 45L2 44H0V47H1ZM5 45V44H4ZM3 45V46H4ZM7 45H8V43H7ZM6 45V46H7ZM14 45V44H13ZM106 45H107V42H106ZM111 44H109V46H110ZM247 45H249V49H248V47H247ZM258 45V46H257ZM2 46V47H3ZM5 46V47H6ZM101 46V48H103L104 46L103 45H100ZM113 46H114V44H113ZM137 46V45H136ZM135 46V47H136ZM174 46H175V44H174ZM182 46H184V48H186L185 47V44L184 45H182ZM233 45H230V46H228V48L227 49H229V47H230V49L232 48V50H233V47H232ZM246 46V47H245ZM255 46L256 47H258L260 50V52L259 51H256L257 50V48H255ZM1 47V48H2ZM14 47H15V45H14ZM17 47V46H16ZM15 47V48H16ZM112 47V46H111ZM115 47V46H114ZM122 47V46H121ZM140 47H142V49L144 50L145 48L143 47V46H139V48ZM216 47H215V50H216ZM223 47H224V45H223ZM225 47H227L226 45H225ZM251 47V48H250ZM252 47H253V49H252ZM0 48V49H1ZM12 48V47H11ZM15 48H13V50H12V52L13 51H15V50H17V51H19V47H17V49H15ZM75 48V47H74ZM73 47H72V50L74 51L75 49H74ZM119 48V47H118ZM117 48V49H118ZM138 47L136 48V49H138V50H140ZM177 48H183V47H177L176 46V49ZM190 48V49H191ZM219 48V47H218ZM243 48V49H242ZM245 48V49H244ZM255 48V49H254ZM30 49V48H29ZM31 49H32V47H31ZM71 49V48H70ZM175 49V50H176ZM246 49L248 50L247 52H245V54H243L244 53V50L246 51ZM251 49V50H250ZM2 50V49H1ZM45 50V49H44ZM101 50H103V49H101ZM119 50V49H118ZM183 50V49H182ZM187 50H189L188 49V47H187ZM187 50H183V52L184 51H187ZM217 50H219V49H217ZM221 50V49H220ZM224 50H225V48H224ZM249 50L251 51V53L252 54H254V53H256V52H258V53H256V56L255 57H257V54H261L260 56H258L259 57V59L258 60H256V58L250 53L249 55H250V57H249V55H248V53H249ZM253 50V51H252ZM17 51H15L16 53L14 54V55H16L18 52ZM32 52H34L33 51V49L31 50ZM31 51L29 52L30 54H31ZM38 51V50H37ZM64 51V50H63ZM63 51H61V53L63 52ZM68 51V50H67ZM70 51V50H69ZM68 51V52H69ZM73 51H72V53H73ZM120 51V50H119ZM190 51H192V50H190ZM222 51V50H221ZM255 51V52H254ZM262 51V52H261ZM1 53L3 52V51H0ZM23 52V51H22ZM39 52V51H38ZM44 52V51H43ZM46 52V51H45ZM45 52H44V54H45ZM139 53V56L140 55H142L141 54V51H137L136 50V53ZM144 52H145V50H144ZM214 52V51H213ZM233 52V51H232ZM235 52V53H236ZM243 52V53H242ZM0 53V54H1ZM28 53V54H29ZM42 52H39V54H41ZM65 53L66 52H63L62 54H63V56H62V58H64V59H60L61 60V62L62 63H60V62H58V63H60V66H62V64H63V61L64 60H66L65 61V66H64V68H63V70H61V73H62V75L60 76L59 75V77H62L63 79H65L67 82L65 83V85H68L67 83H68V81L69 82H71V81H76L75 79H76V77H77V71H76V69L71 65V64H73V61L72 60H74L73 58L71 59V56H73L72 55V53L70 52V54L68 53V54H66V56H64L65 55ZM123 53V52H122ZM135 53V52H134ZM133 53V54H134ZM175 53H177V52H175ZM186 53V52H185ZM201 53H203V55L201 54ZM221 53V52H220ZM8 54V53H7ZM10 54H12V53H10ZM33 54V53H32ZM34 54H38V53H34ZM52 54V53H51ZM60 54V53H59ZM73 54H77L76 53V51H74V53ZM145 54V57L147 56L146 55V53H144ZM188 54V53H187ZM223 54V53H222ZM234 54V53H233ZM236 54V55H237ZM243 54V55H242ZM248 56H247V55ZM2 55V54H1ZM54 55L55 54H53V57H54ZM136 55V54H135ZM135 55H133V56H135ZM176 55V54H175ZM175 55H174V57H175ZM189 55H187V56H189ZM224 55V54H223ZM228 54L226 53V56H227ZM236 55H234V58H235V56ZM237 55V56H238ZM244 55L245 56H247L248 58H245L244 57ZM255 55V54H254ZM2 56H5V54L3 53V55ZM1 56V57H2ZM17 57H16V59L17 60H19V64L18 65H21L22 67H26L25 65L27 64L26 62H28V61H26V59H25V57L23 56V54H22V57H24V58H22V59H20V57H18V54L16 55ZM32 56V55H31ZM41 56V55H40ZM75 56V55H74ZM73 56V57H74ZM178 56H179V54H178ZM187 56L185 57V55H183V57H185L184 58V60H182V62L184 63L185 62V60H187L188 58H187ZM230 56V55H229ZM12 57H14V56H12ZM29 57V56H28ZM37 57V56H36ZM42 57V56H41ZM52 57V56H51ZM57 57H58V54H57ZM111 57H113L112 55H111ZM171 57V56H170ZM170 57H166V58H170ZM172 57H173V54H172ZM6 58V57H5ZM8 58V57H7ZM40 58V57H39ZM55 59H56V56L54 57ZM53 58V59H54ZM61 58V57H60ZM75 58H76V56H75ZM176 58H177V56H176ZM181 58V57H180ZM180 58H179V61H177V62H180L181 60H180ZM202 58H204L205 60H209V62H207V64L205 63V65H206V68H205V66H203V65H201L202 64V62H201V60L203 61V62H205V60L204 59H202ZM225 58V57H224ZM227 58V60H229V58L228 57H226ZM239 58V57H238ZM238 58H236V59H238ZM14 59V58H13ZM29 59H30V57H29ZM43 58H41V61H43L42 60ZM52 59V60H53ZM115 59V58H114ZM113 59V60H114ZM117 59V58H116ZM172 59V58H171ZM171 59H170V61H171ZM231 59H233V58H231ZM244 59H243V61H242V57H240L239 58V62L240 63H238V60H237V63H238V67L239 66H241L242 65V62L244 63L245 61H244ZM163 60H164V58H163ZM166 60V59H165ZM207 60V61H208ZM226 60V63H224L223 65H229V64H232V68H233V70H235L236 69V64L234 65V62L233 61H227ZM234 60V59H233ZM4 61V60H3ZM3 61H1L0 63H2ZM11 61V60H10ZM41 61H40V63H41ZM55 61H57V60H55ZM76 61V60H75ZM173 61H174V59H173ZM172 61V62H173ZM175 61V62H176ZM192 61H194L193 63H191ZM235 61V60H234ZM242 61V62H241ZM248 61V62H247ZM11 62H13V61H11ZM16 62V61H15ZM48 62H49V60H48ZM136 62V61H135ZM182 62H180V63H182ZM188 62V61H187ZM187 62H186V64L185 65H187ZM227 62H229L228 64H227ZM42 63H45V62H42ZM50 63V62H49ZM49 63H48V65H49ZM174 63V62H173ZM198 63H200V64H198ZM220 63V64H219ZM250 63V64H251ZM8 64H13V63H8ZM16 64V63H15ZM29 64V63H28ZM28 64H27V66H28ZM31 64V63H30ZM29 64V65H30ZM55 64V63H54ZM75 64V63H74ZM138 65H139V63H137ZM240 64V65H239ZM246 64V65H247ZM258 64H259V66H258ZM17 65V66H18ZM47 65V64H46ZM47 65V66H48ZM57 65V64H56ZM136 65V64H135ZM166 65H168V66H170L168 63L166 64ZM171 65H173V64H171ZM199 65H201V66H199ZM244 66H245V63L243 64ZM14 66V65H13ZM16 66V67H17ZM45 66V65H44ZM137 66V65H136ZM136 66H134V67H136ZM143 66H144V64H143ZM167 66V67H168ZM230 66V65H229ZM234 66H235V68H234ZM251 66H249V67H251ZM12 67V66H11ZM30 67V66H29ZM49 67V66H48ZM138 67V66H137ZM205 68L206 69V72H204L205 70L203 69V71L202 72H204L205 73V75L204 74H202V72H201V69L202 68ZM221 67V66H220ZM228 67V66H227ZM237 67V69H239ZM248 67V68H249ZM21 68V67H20ZM27 68V67H26ZM60 68V67H59ZM241 68V67H240ZM260 68V67H259ZM258 68V69H259ZM21 69H23V68H21ZM20 69V72L21 71H23V70H21ZM133 69V68H132ZM137 69V68H136ZM141 69H143V68H141ZM145 69V68H144ZM197 69V70H196ZM229 69H231V68H229ZM228 69V70H229ZM236 69V70H237ZM242 69H245V68H243L242 67ZM241 69V70H242ZM246 69H247V67H246ZM257 69V70H258ZM138 70H139V68H138ZM146 70V69H145ZM187 70V71H186ZM240 70V71H241ZM249 70V69H248ZM262 70H264V67H263V69ZM59 72H60V70H58ZM63 71V72H62ZM123 71V70H122ZM121 71V72H122ZM133 71H135V68H134V70ZM143 71V70H142ZM141 70H140V73L142 72ZM194 71V72H193ZM222 71V70H221ZM231 70H229V72H230ZM246 71V72H245ZM16 72V71H15ZM124 72V71H123ZM122 72V73H123ZM132 72V71H131ZM144 72V71H143ZM188 72V73H189ZM233 71H231L230 73H232ZM237 73L236 74H238L239 75V77H241V78H238V75H236V74H234V75H236V79L234 80V81H232L233 79H229V80H231L230 82L231 83H233V84H229L228 86H227V83H229V82H226V84H225V81L223 82L222 81V83H224L227 87H229V86H233L234 84H235V81H237L238 82V80L239 79H241V80H239V82H238V84L240 85V83H241V85L239 86V85H237V86H239V89H238V87H237V90H240V87H242V84L244 83V84H246L247 82H245L244 80H243V78H246V77H248V76H246V74H248L247 72V70H242V72H245L244 74H245V77H244V75H240V72H239V70L238 71H236ZM56 73H58V72H56ZM125 73V72H124ZM134 73H136V71L134 72ZM225 73V72H224ZM50 74V73H49ZM136 74H138V73H136ZM142 74V73H141ZM140 74V75H141ZM144 74H146V73H144ZM182 74V75H183ZM54 75V74H53ZM139 75V76H140ZM143 75V74H142ZM147 75V74H146ZM148 75L150 76V74L148 73ZM182 75H180V76H182ZM187 75V74H186ZM224 75H226L227 77H229V74L226 72ZM223 75V76H224ZM185 76V75H184ZM188 76V75H187ZM192 76H193V74H192ZM242 76H243V78H242ZM52 77H56V76H52ZM142 77V76H141ZM194 77V78H195ZM227 77H226V79H227ZM232 77V75H230V77L229 78H231ZM142 78H144V76L142 77ZM147 78V77H146ZM149 78H151V77H149ZM193 78V77H192ZM219 78V79H220ZM237 78H238V80H237ZM56 79V78H55ZM57 79H59V80H61L60 78H57ZM148 79V78H147ZM147 79H146V81H147ZM167 79H169L170 80V75H169V77L167 78ZM249 79V78H248ZM65 80H64V82H65ZM143 80V79H142ZM150 80V79H149ZM172 80V79H171ZM222 80H224V79H222ZM228 80V81H229ZM62 81L63 80H61V83H62ZM144 81V80H143ZM151 81V80H150ZM59 82V81H58ZM148 82V81H147ZM156 82V81H155ZM214 82V81H213ZM218 82H220V81H218ZM217 82V84L218 85H220L219 87L222 89V90H226V88L224 89V87H225V85H222V86H224L223 88L221 87V84H219ZM237 82H236V84H237ZM133 83V82H132ZM63 84V83H62ZM70 84V83H69ZM103 84V85H102ZM147 84V83H146ZM149 84V83H148ZM167 84V83H166ZM243 84V85H244ZM248 84V83H247ZM58 85H60L59 83H58ZM159 85V84H158ZM157 85V82H156V87H159ZM168 85H170V83L168 84ZM214 85H215V83H214ZM218 85H216V86H218ZM102 86V88L101 89H99L100 87ZM187 86H189V85H187ZM236 86V85H235ZM59 87H61V86H59ZM100 87L99 88H97V90H98V92L96 93V91L97 90H93L94 92H91V93H88L87 92V94L86 95H88V94H91V97H87V100H85L86 98H82V99H84L83 101L85 102H82V99L81 98H79V99H81V100H79L78 99V97H81V96H76L77 97V99L79 100V101H81V102H79L78 103V101H77V99L75 100V96L74 97H72V96H70V98H72V100L70 99V98H68L67 100H69V102L67 101V103L65 102V101H62L63 103L65 102L66 104H62V103H60V105H58L59 103H57L58 101H56V99L53 101V102H47V101H45L44 102V104H43V102L40 100V104H41V109H40V105L38 104V107H39V111L36 109V108H38L37 106H36V110L33 112L32 111V108H30L29 110L30 111H32L33 112V114L34 115H32V112H31V114H29V115H27L30 111L28 110V107H26V111L28 112H26V111H24V114H26V115H24L23 113H19V114H17V113H15V112H13L14 113V115L12 114V110L10 111H8V109L5 111V109H4V111L7 113V111L8 112H11L10 113V115H13L14 117H15V115H16V118H17V116H18V118L17 119H12V117L10 116V118H8V122H3V120H1L0 119V122L2 121L3 122V126H1V124L2 123H0V126L3 128V131H4V133H7L8 132V134H6V135H8V137H10L9 136V131H11L10 129H16L18 132H21L20 134H22V135H19V136H21V137H19V139H18V141L20 140V142H18V144H14V142H16V141H14V142H12V145L14 144L16 147H11L12 145H10L11 143V141H10V139H13V136H15L16 134H14L13 135V133H12V131H11V133L12 134H10V135H12L11 137L12 138H8L9 140H7V139H5L4 138V140L2 141V138L4 137V135H2V137L0 138V141H2V142H0V144L2 143V145L5 143V141L6 142H8V141H10L9 143H6L7 145H5V147H6V150L8 149V147L10 148H12L11 150H7V151H10V152H8L7 153V151H6V153H5V155H8L12 160H13V162H16V164H17V166H19V168H21V162H22V164H23V161H26V162H28V163H24V166L22 167V169H20L19 170V168H16V169H18V170H13V171H15L14 173H16L17 171L21 174V173H23V175H24V177H25V180L27 181L28 180V178L27 177H30L29 175H28V173H31V176L33 177L32 179V181L34 182V185L33 186H35V184L36 183H38V185L39 184H41V180L43 181L42 183H44V185L45 186H48L49 184L48 183H50V181H51V184L53 183L54 184V182H52V180L53 181H57V182H63L62 184H61V189H62V192L60 191V192H58L59 194H62V198H64V199H58V203L59 204H61L60 202H59V200L62 202V203H64L63 205H65V206H63V207H67V208H64V209H68V208H70V207H76L77 208V206H78V208H80V207H82L83 208V206H85L84 207V210H86V205H87V208H88V205H91L92 204V200L93 199H95L96 200V198H97V196H99V194H97V192L95 193V190H93L92 191V195H90V194H87V195H90V196H88V198H89V200L91 199V198H93L90 202L89 201H85V203L84 204H82L83 202V200L81 201L82 203H80V205H78V203H79V199L78 200H76L75 198H74V194H77L76 192H77V189L79 188V184H78V181H79V179H81L82 178V174L84 173L85 175L88 173L89 175L91 174V172H93V170H99L98 172H100V169H102L101 171H105L106 172V170H104V167H105V169H109L108 170V173H114V174H117V177L119 176L120 178H121V175H122V177H124V178H121V180H129L128 182H127V184L125 183V181H123V183H125V185L121 182V184H120V182H118L119 181V177H118V180L116 179V181L120 184V189H121V186H122V184H123V186H126V188H127V186H128V188H129V191H130V189L131 190H133L134 189V187H136V190H139V189H137V188H139L140 187V189H141V187H142V189H143V192L144 193H146V195L148 194L149 196H152L153 198H152V200L150 201L149 199V202H147L148 204V206H146V207H148V212H149V214H147L148 212H146L145 214H147V215H149V218H150V220L152 221V222H159V223H161L162 224V229H161V232H160V234H159V236L156 238V240H155V245H154V247H153V251H154V253L155 252H158V257L159 256H161V258H163V259H161L162 260V262L164 263V261H165V263L164 264H166V262H167V264L169 263V264H171V261L172 260H170L171 258H170V255H172L176 250L178 251V253H177V251H176V253L177 254H179V258L178 257H176V259L178 258V259H180L181 258V260L180 261H178V263L179 262H181L180 264H239V259H240V255H241V253L239 252L240 251V249L238 248V242H236L237 241V238H236V236H238V235H243V233H249L248 235H250L251 236V241L253 242L252 243V247L251 248H249V247H246V249H247V251H248V249H249V253L247 254V256L248 255H250V257H248V259L249 260H247V262H249L248 264H264V127L263 128H261L262 127V125L263 124H260V127L259 128H257L256 126H258V125H256V126H254V124L252 125L254 128H251L252 126H250V128L251 129H246V128H244L243 126H241L240 124H237V123H235V122H227V121H225V122H221V123H219V124H212V123H210L209 121H204L203 122V128L202 127H200L202 130H204V131H198L199 133H200V135L199 136H201V134L202 133H204L203 135L205 136H201L202 138H200L201 140L200 141H202V145L201 146H197L198 145V143H196L197 141L199 142V140H197L196 139V137H195V139L197 140L195 143L197 144L196 146L199 148L198 150H199V153L201 152V150L200 149H202V152H201V154H199L200 156L202 155V159H203V161L205 162H203V164H205L204 166H206L205 167V169L207 170L206 171V173H209V177L211 178H209L208 176V179H210V180H212V183H214L213 185H211V186H213L212 188H211V194L213 195V203L216 205V210H215V212L214 213H211L210 212V207H203L202 206V203H201V192L199 191V188H198V186H199V182H198V178H197V176H196V174H195V171L194 170H191V168L192 167H190L189 165H190V163L188 164V162H184L183 161V159H181V158H183V152L181 153V152H179V137H178V134H177V132H176V130H175V127H174V125L171 123V120H170V116L169 115H165L164 113H163V111H161L160 110V107H159V104H158V101H157V99H156V97L155 96H153V98L152 99H150V100H146V98H144L145 96H144V94L145 93H147L146 92V90H140V91H138V92H134V91H128V90H125V89H123L121 86L119 87V84H116V83H111V82H109L108 80L106 81V80H104V82L103 83H101L100 84ZM153 87V89H152V92L155 90L154 89V87H155V85L154 86H152ZM171 89L173 88V87H171V86H169ZM212 87V88H211ZM219 87L217 88V90H221V89H219ZM244 87H246V85H244L243 86V88ZM62 88H63V86H62ZM64 88H66V87H64ZM190 88V87H189ZM216 88H214L215 90H216ZM242 88V89H243ZM151 89V88H150ZM149 89V91H151ZM176 89V88H175ZM191 89V88H190ZM227 89H231V90H233V88H227ZM231 90H229L230 92H232ZM236 90V89H235ZM148 91V92H149ZM156 91H158V90H156ZM156 91H154L153 93L152 92H149L150 93V95L152 94H157V92ZM173 91H174V88H173ZM191 91V90H190ZM189 91V92H190ZM234 91V90H233ZM241 91V90H240ZM239 91V92H240ZM158 92H160V91H158ZM177 92V91H176ZM194 92H193V94H194ZM219 91H217V94H212V95H219V93H218ZM223 92V97H225V99L226 100H228V101H230V103L232 102V103H238V102H236L235 101V98L233 99L232 97H231V95H227V94H230V93H228V91H220V93H222ZM225 92V93H224ZM238 92V93H239ZM96 93V94H95ZM236 94H237V92H235ZM225 94V95H224ZM85 95V96H86ZM93 95V96H92ZM176 95L178 96V94H176L175 93V97H176ZM232 95H233V93H232ZM84 96V97H85ZM88 96H90V95H88ZM144 96V97H143ZM159 96H162V94L160 93L159 94ZM158 96V97H159ZM180 96V95H179ZM194 96H195V94H194ZM199 96V95H198ZM222 96V95H221ZM234 96V95H233ZM50 97V96H49ZM48 97V98H49ZM52 97H54V96H52ZM51 97V98H52ZM117 98V101H115L116 103H117V105L119 104L118 103V101L120 102V104L116 107V108H114L115 106H116V104H115V106L113 107V106H111L110 104V106L109 107H112V108H106V107H108V104H107V101L109 100L110 102L112 101L111 99L112 98ZM152 97V96H151ZM192 97V96H191ZM191 97H189V95H188V98H191ZM46 98V97H45ZM55 98V97H54ZM89 98H91L90 100H89ZM113 98V99H114ZM116 98H115V100H116ZM238 98V97H237ZM73 99H74V101H73ZM200 99V98H199ZM51 100V99H50ZM89 100V101H88ZM177 100V99H176ZM201 100V99H200ZM204 100V99H203ZM239 100V99H238ZM56 101V102H55ZM77 101V102H76ZM86 101H88V102H86ZM108 101V103H110ZM178 101V100H177ZM199 101V100H198ZM196 102V101H194V102H196V104H198V103H200L201 104V108H208L209 109V103H210V101H208L209 103H207L206 102V104L205 105H207L206 107H204V105L202 106V103L203 102ZM212 101H214V100H212ZM211 101V102H212ZM216 101V100H215ZM55 102V104H54V106L55 105H58V106H56L57 108L55 109V107L53 106V103ZM114 102V101H113ZM114 102V103H115ZM184 102V101H183ZM183 102H181V103H183ZM217 102H219V101H217ZM47 103H49V105L50 104H52V106H53V108H52V106H50L51 108H45L47 105H45V104H47ZM79 105H78V104ZM81 103H84L83 105L81 104ZM178 103H180V102H178ZM181 103L179 104V105H181ZM205 103V102H204ZM220 103H222V101L220 102ZM219 103V104H220ZM226 103V102H225ZM229 103V105H231ZM43 104V105H42ZM75 104V106H73ZM76 104L78 105L77 107H76ZM111 104H113V103H111ZM184 104V103H183ZM191 104H192V102H191ZM224 104V103H223ZM37 105V104H36ZM82 105V106H81ZM107 105V106H106ZM195 105V104H194ZM215 104H213V106H214ZM224 105H226V104H224ZM83 106H85V107H83ZM181 106H183V105H181ZM181 106H179V107H181ZM193 106V105H192ZM211 106H212V104H211ZM232 106V105H231ZM231 106H230V108H231ZM234 106V105H233ZM30 107H33V105L32 106H30ZM35 107V106H34ZM33 107V108H34ZM73 107V108H72ZM74 107L76 108V110L77 111H74ZM79 107H82L81 109L82 110H84L85 111V109L84 108H86V110H87V112L89 111V112H92V113H89V114H91V115H87L86 116V114H82L80 111H78V110H81ZM197 107H199V104L197 105ZM224 107V106H223ZM234 107H237V106H234ZM73 110H72V109ZM78 108V109H77ZM184 109V107H181V109ZM196 108V107H195ZM200 108V109H201ZM0 109H2V108H0ZM188 109H191V108H188ZM197 109V108H196ZM199 109V108H198ZM197 109V110H198ZM204 110V112L205 111H207V110ZM211 110H213L212 108H210ZM209 109V110H210ZM215 109V108H214ZM233 109V108H232ZM232 109H230V110H232ZM55 110H59L60 112H55ZM195 110V109H194ZM202 111H203V109H201ZM210 110V111H211ZM216 110V109H215ZM215 110H213V111H215ZM223 110V112H224V110H225V114L228 112V110H229V107L227 106V109H222ZM222 110H218V111H222ZM226 110H227V112H226ZM93 111H95L94 112V114H93ZM187 111V110H186ZM217 111V110H216ZM234 111V109L232 110V112ZM5 112H3L2 111V113H1V111H0V116L2 117V116H4V113ZM98 112V113H97ZM191 113H193V111H190ZM198 112H201L200 110H198ZM212 112V111H211ZM237 112V111H236ZM36 113V114H35ZM81 113V114H80ZM229 113V112H228ZM227 113V114H228ZM231 113V112H230ZM230 113L228 114V116L230 115ZM233 113H235V112H233ZM3 114V115H2ZM7 114H9V113H7ZM6 114V115H7ZM216 114H218V115H221V114H219V113H216ZM21 115H23V116H21ZM211 115V114H210ZM209 115V116H210ZM240 115V114H239ZM9 116V115H8ZM7 116V117H8ZM84 116V117H83ZM87 118H86V117ZM95 116V117H94ZM203 116V115H202ZM207 116V115H206ZM208 116V117H209ZM217 116V115H216ZM227 116V115H226ZM0 117V118H1ZM218 117V116H217ZM221 117H222V115H221ZM240 117H241V115H240ZM90 118V119H89ZM190 118V117H189ZM211 118V117H210ZM220 118V117H219ZM223 118V117H222ZM241 118H243V117H241ZM2 119H4V117H2ZM9 119H12V121H13V125L11 126V125H9L10 123H9ZM245 120V119H244ZM248 120V119H247ZM251 119H249V121H250ZM241 121H242V124H243V120L241 119ZM248 121V122H249ZM121 122H124V123H126L125 125L127 126V129L125 128V130L126 131H122L121 129H116L119 125H122L121 127H122V129H124L123 127L125 126L124 124H122ZM255 122V121H254ZM8 125H7V124ZM187 123L189 124V126H190V129H191V126H197V124H195L194 123V121H187ZM256 123V122H255ZM260 123H261V121H260ZM5 124H6V126H8V127H10L9 128V130H7V129H5V128H8V127H6L5 126ZM73 124H75V127H77L78 126V124H84L85 125V127H86V129L84 128V127H82V129H83V131L84 132H86V131H88L89 133H88V136L89 137H87V132L85 133V135H86V137H87V139H85V140H83V138L82 137H80V138H82L81 140H80V138H79V140L77 141V149L76 150H74L72 147H74L75 146V144L72 146V144H71V142H73L72 140H74V136H71L70 135V133H71V130H73L74 129V127H73ZM77 124V125H76ZM128 124H129V126H130V130L128 129ZM187 124V125H188ZM252 124V123H251ZM258 124V123H257ZM70 125H72V127L70 126ZM247 125V124H246ZM246 125H244V126H246ZM5 126V127H4ZM81 126H83V125H81ZM80 126V127H81ZM100 126H102L103 127V131H102V136L100 135V133H101V128L102 127H100ZM106 126V127H105ZM125 126V127H126ZM79 127V128H80ZM107 129V128H114L115 127V129L114 130H116V131H118V132H114L112 129H111V131L110 132H113L114 134L115 133H117V134H115L116 135V137H114V134H113V138L111 139V137L110 138H108V139H110V140H112V141H109V140H103L102 138H104L105 136H106V131H105V133H104V129L105 128ZM256 127V128H255ZM68 128H70V129H68ZM119 128V127H118ZM197 128H198V126H197ZM196 128V129H197ZM261 128V129H260ZM1 129V128H0ZM5 129V130H4ZM66 129V130H65ZM67 129L69 130L68 131V136H67V133H66V131H67ZM108 129V130H109ZM7 130V131H6ZM119 130H121V131H119ZM129 130V131H128ZM135 132H134V131ZM192 130V129H191ZM198 130V129H197ZM197 130H195V128H194V130H192V131H194V132H196ZM1 131H2V129H1ZM0 131V132H1ZM16 131V132H17ZM65 132V134H64V132ZM127 131H128V134H127ZM130 131H133L132 133H134V135H135V133L137 132V133H139V134H137L136 133V135H135V137L133 136V134H129L130 133ZM17 132V133H18ZM78 132V131H77ZM83 132V133H84ZM108 132V131H107ZM121 134H120V133ZM122 132H123V134L124 133H126V134H124L125 136V140H124V137H122ZM197 132V133H198ZM202 132V133H201ZM14 133H15V130H14ZM23 133H25L24 135H23ZM104 133V134H103ZM119 133V134H118ZM2 133H0V135H1ZM72 134V133H71ZM194 134H196V133H193V135ZM50 135L52 136V139H51V137H50ZM85 135H83V136H85ZM118 135V136H117ZM130 135V136H129ZM64 136V137H63ZM133 136V137H132ZM138 136V137H137ZM16 137H17V135H16ZM49 137H50V139H49ZM119 137V138H118ZM198 137V136H197ZM32 138H34V139H36L37 141H33L32 140ZM53 138H54V141H56L55 143H54V141H53ZM106 138V137H105ZM117 138V140H119L120 138H121V140H120V142H117V141H115V139ZM128 140H127V139ZM132 138H134V139H132ZM179 138V139H178ZM204 138H205V140H204ZM16 138H14V140H15ZM32 140V141H31ZM69 140H70V147H69V145H68V142H69ZM123 140V141H122ZM127 140V141H126ZM129 140H132V141H130V142H128ZM31 142L33 143H38V147H39V149H38V147H36L34 144L32 145L31 144ZM127 142V143H126ZM180 143H181V141H180ZM183 143V142H182ZM200 143V142H199ZM178 144V145H177ZM201 144V143H200ZM1 145V147L4 149L5 147H4V145L2 146ZM10 145V146H9ZM106 145V146H105ZM181 145V144H180ZM183 145V144H182ZM32 146H35V147H32ZM66 146H67V148L69 147V149H67L66 148ZM72 146V147H71ZM178 146V147H177ZM184 147V146H183ZM202 147V148H201ZM2 148H0V149H2ZM181 148H182V146H181ZM180 148V149H181ZM71 149V150H70ZM74 150V152H72L73 150ZM182 149H184V148H182ZM3 151V150H2ZM183 151V150H182ZM28 153L29 154V160H25V159H28L27 157H28V154L27 155H25L24 153ZM2 153V154H1ZM3 153H4V151L3 152H1L0 151V158H4L5 157V155H3ZM180 153L182 154L181 156H180ZM24 155V156H23ZM245 155V156H244ZM8 156H6L5 158L7 159V160H11V159H8ZM26 156V157H25ZM246 156H247V158H246ZM86 157V159H85V161H83V159ZM4 158V159H5ZM3 159V160H4ZM43 159H47V160H49V161H52L53 159V161L54 162H56V163H54V162H52V163H49V161H44L43 163H45V162H47V163H45V164H43L40 160H42L43 161ZM87 159H90V160H87ZM2 160V161H3ZM35 161L36 160V163L35 162H32V164L31 163H29L30 161ZM77 161L76 163H77V167L75 166H73L72 168H71V166L72 165H76V163L74 162H71V161ZM79 160H81V161H79ZM86 160L88 161V163L86 162ZM0 161H1V159H0ZM20 161V162H19ZM67 161H70L69 162V164L70 165H68V163H67ZM90 161V162H89ZM10 162H12V161H10ZM17 162H19V163H17ZM39 164H38V163ZM42 164H41V163ZM78 162H80L79 164H78ZM85 162V163H84ZM1 163V162H0ZM67 163V164H66ZM15 163H13V164H11V165H14ZM19 164V165H18ZM28 166H31L32 165V168L33 167H35L34 165H36L37 167H35V168H33L32 170H31V167H27L26 165ZM72 164V165H71ZM81 164V165H80ZM84 164H85V167H84ZM3 166L4 167V165L1 163L0 164V166ZM66 165H68L67 167H66ZM1 166V167H2ZM16 166V167H17ZM79 166H82L81 168L79 167ZM2 167V168H3ZM1 168V169H2ZM69 168H71V169H69ZM79 170H78V169ZM0 169V170H1ZM22 170V171H21ZM111 170V171H110ZM115 171V172H113V171ZM12 171V172H13ZM21 171V172H20ZM116 171H117V173H116ZM194 171V172H193ZM4 173H5V171H3ZM12 172H10V174H11V176L13 175L12 174ZM25 172H28L27 174L25 173ZM97 172V171H96ZM97 172V173H98ZM19 173H16V175L18 174V175H20ZM101 173V172H100ZM107 173V172H106ZM110 173V174H111ZM6 174V173H5ZM84 174H83V176H84ZM105 174V173H104ZM109 174V175H110ZM8 176H9V174H7ZM15 175V174H14ZM16 175L14 176V178L16 177ZM18 175H17V177H18ZM22 175V176H23ZM28 175V176H27ZM50 175H51V178H53V179H50ZM81 175V176H80ZM108 175V174H107ZM107 175H105V176H103L104 178L105 177H107ZM108 175V176H109ZM5 176V175H4ZM78 176H80V177H78ZM112 176H109V177H107V178H109V179H104V178H102V179H104V180H101V184L99 183L98 185L100 186V188L101 189H106V187H104V186H106L105 184H107L109 181L108 180H110V178H111ZM113 177H115V175L113 176ZM10 178V177H9ZM11 178H13V176L11 177ZM19 178H20V176H19ZM19 178H17L18 179V181H20L21 180V183L23 182L24 183V185H23V188H24V186H25V188H26V184H25V180L24 181H22L24 178H21L20 180H19ZM27 178V179H26ZM39 178V179H41V180H39L38 179V181H37V179ZM45 178H46V180L47 181H45ZM48 178V179H47ZM77 178H78V180H77ZM125 178H127V179H125ZM36 179V180H35ZM55 179V180H54ZM58 179V180H57ZM30 180H31V178H30ZM60 180V181H59ZM30 182V184H32L33 182ZM37 181V182H36ZM108 181V182H107ZM115 181V182H116ZM130 181H131V183H130ZM36 182V183H35ZM81 182V181H80ZM107 182V183H106ZM143 182H144V184H143ZM18 183V182H17ZM118 183H114L113 182V184H115L114 186H116L115 188L117 189V186H119V184ZM129 183V184H128ZM132 183H133V186H132ZM257 184V186H259V185H261L260 187H261V189H260V187H259V189H260V191H262V192H260L259 191V193H257V194H261V196H263V197H259V195H256V191H257V189H256V186L254 187V189L256 190L255 192H254V189H253V186L254 185H256ZM48 184V185H47ZM118 184V185H117ZM131 184V185H130ZM218 184V185H217ZM37 185V186H38ZM62 185H63V187H62ZM18 186L19 185H17L16 187H17V189H18ZM42 186H43V184H42ZM50 186V185H49ZM78 186V187H77ZM102 186V187H101ZM111 186V185H110ZM131 186L133 187V188H131ZM250 186H252L251 188H250ZM28 187H31V185H29ZM24 188L25 189V191L28 189V190H30V188ZM112 187V186H111ZM20 188V187H19ZM22 188V189H23ZM31 188H33V187H31ZM39 188H40V186H39ZM38 188V189H39ZM96 188V187H95ZM97 188H99L98 186H97ZM99 188V189H100ZM109 188V186L107 187V189ZM119 188V187H118ZM125 188V187H124ZM128 188L126 189V191L123 189V187H122V189L125 191V192H129L128 191ZM42 189V188H41ZM43 189H45L44 187H43ZM59 189V188H58ZM58 189H57V191H58ZM98 189V190H99ZM106 189V190H107ZM115 189V190H116ZM121 189V190H122ZM14 190H16L15 188H14ZM32 190H35V192H36V189L35 188H33ZM56 190V189H55ZM97 190V191H98ZM113 190H114V187H113ZM114 190V191H115ZM40 191V190H39ZM43 191V190H42ZM46 191V190H45ZM76 191V192H75ZM89 191V190H88ZM119 191V193H121V194H124L125 195V192L124 193H122L120 190H118ZM204 191V190H203ZM18 192V191H17ZM28 192V191H27ZM34 192V191H33ZM38 192V191H37ZM44 192V191H43ZM42 192V193H43ZM91 192V191H90ZM101 192H102V190H101ZM116 192V191H115ZM131 192H133V191H131ZM136 192V191H135ZM142 191H141V193H143ZM205 192V191H204ZM208 192V191H207ZM258 192V191H257ZM20 194H21V190H20V192H19ZM45 193V192H44ZM57 193V195H59ZM74 193V194H73ZM80 193V192H79ZM98 193H100V192H98ZM23 194H24V196H25V192H24V190H23ZM51 194L54 196V201L56 200L55 198H57L56 196H55V193H52V191H51ZM104 194V193H103ZM121 194H119V195H121ZM129 194V193H128ZM128 194H126V196L128 195ZM26 195H27V193H26ZM31 195V194H30ZM79 197H81L80 196V194H77ZM61 196V195H60ZM64 196V197H63ZM149 196H147V197H149ZM204 196V195H203ZM26 197H28V196H26ZM76 197V196H75ZM83 197L84 196H82L81 197V199H83ZM60 198V197H59ZM78 198V197H77ZM86 198V197H85ZM102 198H103V196H102ZM145 198V197H144ZM80 199V200H81ZM74 200H76L77 202L75 203L74 202ZM88 200V199H87ZM206 200V199H205ZM1 201V200H0ZM6 201V200H5ZM5 201H3V202H5ZM8 201V200H7ZM5 202V204H8L9 203V205H10V207H11V205H12V201H11V203L10 202ZM57 201V200H56ZM93 202H94V200H93ZM2 203V202H1ZM0 203V204H1ZM19 203V202H18ZM57 203V202H56ZM71 203H74V205H72ZM87 203V204H86ZM89 203H91V204H89ZM96 203V202H95ZM15 204V203H14ZM77 204V206H75ZM100 204V203H99ZM3 205V204H2ZM27 205V204H26ZM30 204H28V206H29ZM72 205V206H71ZM94 205V204H93ZM207 205H208V203H207ZM206 205V206H207ZM214 205V206H215ZM7 206V205H6ZM15 206H16V204H15ZM24 206V205H23ZM30 206H32V205H30ZM35 206V205H34ZM33 206V207H34ZM37 206V205H36ZM62 206V205H61ZM80 206V207H79ZM144 206H145V204H144ZM0 207H2L3 208V206H1L0 205ZM9 207V206H8ZM18 207V206H17ZM21 207V206H20ZM25 207V206H24ZM32 207V208H33ZM28 208V207H27ZM43 208V207H42ZM73 208V209H74ZM77 208V209H78ZM215 208V207H214ZM5 209V208H4ZM6 209H7V207H6ZM5 209V210H6ZM25 210H26V208H24ZM30 209V208H29ZM41 209V208H40ZM20 210V209H19ZM28 210V209H27ZM37 210V209H36ZM36 210H34L35 212H36ZM71 210V209H70ZM69 209L67 210L68 211V213H69V215H71L70 213L71 212H69L70 211ZM81 210V209H80ZM79 210V211H80ZM89 210V209H88ZM146 210V211H147ZM170 210H173V211H175V213H173V214H170V213H172V212H170ZM4 211V210H3ZM9 211V210H8ZM20 211H22V210H20ZM72 211V210H71ZM25 212H27V211H25ZM32 212V211H31ZM35 212H33V213H35ZM39 212V211H38ZM74 212H78V211H75L74 210ZM73 212V213H74ZM196 212H199V215L198 216H196L195 215V213ZM5 213V212H4ZM23 213H24V211H23ZM28 213H30V212H28ZM45 213V212H44ZM67 212H66V214H68ZM80 213V212H79ZM8 215V213H5V215ZM20 214V213H19ZM19 214H17V215H19ZM26 215H27V213H25ZM81 214V213H80ZM168 214H169V216H170V218H169V221H168ZM4 215V214H3ZM20 215H22V213L20 214ZM34 215H36V214H34ZM39 215H42V214H40L39 213ZM172 215V216H171ZM9 216V215H8ZM72 216H73V214H72ZM76 216V215H75ZM10 217V216H9ZM28 217V216H27ZM36 217H38L39 218V216L37 215ZM41 217V216H40ZM69 217H71V216H68V218ZM172 217V218H171ZM175 217V218H174ZM17 218H18V216H17ZM19 218H20V216H19ZM19 218H18V222H19ZM23 218H26V217H24L23 216ZM122 218V217H121ZM147 218V217H146ZM6 219V218H5ZM22 218H20V220H21ZM170 219H171V222H170ZM174 219V220H173ZM39 220V219H38ZM37 220V221H38ZM41 220V219H40ZM97 220V219H96ZM118 220H119V218H118ZM23 221V220H22ZM22 221L20 222L21 224H22ZM120 221V220H119ZM8 222V221H7ZM41 222V221H40ZM20 223H18V224H20ZM42 223V222H41ZM157 223H155V224H157ZM170 223V224H169ZM20 224V225H21ZM32 224V223H31ZM34 224V223H33ZM40 224V223H39ZM96 224H97V222H96ZM11 225H12V222H11ZM23 225V224H22ZM41 225V224H40ZM39 225V226H40ZM58 225V224H57ZM98 225V224H97ZM168 225V227H166L165 228V226H167ZM13 227V226H12ZM58 227V226H57ZM15 228V227H14ZM16 230V229H15ZM62 230V229H61ZM92 230V229H91ZM95 230H96V228H95ZM47 231H49V229L47 230ZM63 231V230H62ZM45 232V231H44ZM44 232H42L41 234H40V236L42 237V238H45V236H44ZM50 232V231H49ZM52 232V235H53V231H51ZM55 233V232H54ZM57 233V232H56ZM61 233H64V232H61ZM37 234H39L38 232H37ZM46 234V233H45ZM51 234V233H50ZM60 234V233H59ZM94 234V233H93ZM47 235V234H46ZM52 235H49V236H52ZM56 235V234H55ZM39 235H38V237H40ZM44 236V237H43ZM40 237V238H41ZM47 237V236H46ZM61 237V236H60ZM32 238V237H31ZM41 238V239H42ZM48 238V237H47ZM53 239H54V237H52ZM52 238H49V240L51 239L52 240ZM58 238H59V236H58ZM58 238H56L57 240H59ZM248 238L250 239V237L248 236ZM33 239V238H32ZM31 239V240H32ZM56 239H55V241H56ZM239 239V238H238ZM34 240V239H33ZM36 240H37V237H36V239H35V242H36ZM47 240V239H46ZM50 240V242H52ZM42 241H43V239H42ZM54 241V242H55ZM250 241V242H251ZM7 242V241H6ZM32 242V241H31ZM53 242V243H54ZM37 243V242H36ZM40 243V242H39ZM39 243H37V244H39ZM120 244L122 243L123 244V242L122 241H120L119 242ZM33 244V243H32ZM41 244H42V242H41ZM119 244V245H120ZM121 244V246L122 247H124V245H122ZM40 245V244H39ZM238 245V246H237ZM249 245V244H248ZM251 245V244H250ZM119 247V248H121V249H123L122 247ZM95 247V246H94ZM218 247V248H217ZM221 247V248H220ZM239 247H242L241 245L239 246ZM21 248V247H20ZM93 248V247H92ZM216 248L218 249V250H216ZM99 249V248H98ZM172 249H176L175 251H173L172 252V254H170L171 253V251H172ZM244 250H246L245 248H243ZM171 250V251H170ZM243 250V251H244ZM38 251V250H37ZM94 251H96V250H94ZM93 251V252H94ZM99 251V250H98ZM98 251L97 252H95V254L94 253H91V254H94V255H98V254H96V253H98ZM168 253H167V252ZM170 251V252H169ZM242 251V250H241ZM44 252V251H43ZM100 253H99V255H101L102 253H101V250L99 251ZM105 252V251H104ZM104 252H103V254H104ZM108 252H109V250H108ZM111 252H115V251H112V250H110V252L109 253H111ZM167 253V255L169 256V257H166V258H164V257H162V256H164L166 253ZM163 253H165V254H163ZM175 253V254H176ZM102 254V255H103ZM161 254H163V255H161ZM177 254L175 255V256H177ZM240 254V255H239ZM105 255H107V252H106V254ZM104 255V261H106V262H104L103 261V259H101V256H99L100 257V259H101V261L103 262L102 264H107V262H111V260H112V257H113V254H112V256L111 257H109V255H111V254H109V255H107V256H105ZM116 255V254H115ZM239 255V256H238ZM91 256H93V255H91ZM90 256V257H91ZM116 256H118V255H116ZM115 256V257H116ZM148 256H150V255H148ZM174 256V255H173ZM173 256H171V257H173ZM95 257H97V256H95ZM95 257L94 258H91V259H95ZM99 257H97V259L99 258ZM107 257H109V259H111V260H109V259H106ZM114 257V258H115ZM152 257H154V256H152ZM155 257H156V255H155ZM158 257H156V258H158ZM238 257H239V259H238ZM102 258H103V256H102ZM117 258V257H116ZM116 258H115V260H116ZM128 258V257H127ZM150 258V257H149ZM168 258H170L169 260H168ZM97 259H95V260H97ZM99 259V260H100ZM109 260V261H108ZM114 260V259H113ZM158 260L159 261H161L160 260V258H158ZM174 260H175V258H174ZM173 260V261H174ZM100 261V262H101ZM157 261V259L155 260V262ZM149 262V261H148ZM173 263V262H172ZM112 264V263H111ZM154 264V263H153ZM160 264V263H159Z\"/></svg>",
    "mask_w": 264,
    "mask_h": 264
}]
</instances>
